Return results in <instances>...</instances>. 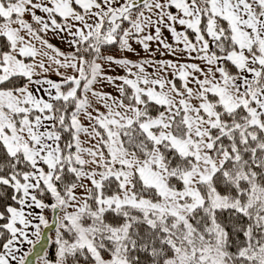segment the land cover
<instances>
[{
	"label": "snow or ice",
	"instance_id": "snow-or-ice-1",
	"mask_svg": "<svg viewBox=\"0 0 264 264\" xmlns=\"http://www.w3.org/2000/svg\"><path fill=\"white\" fill-rule=\"evenodd\" d=\"M0 264H264V0H0Z\"/></svg>",
	"mask_w": 264,
	"mask_h": 264
}]
</instances>
